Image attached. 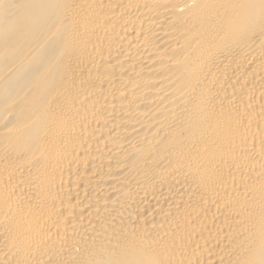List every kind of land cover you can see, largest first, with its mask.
Masks as SVG:
<instances>
[{
    "label": "bare ground",
    "instance_id": "obj_1",
    "mask_svg": "<svg viewBox=\"0 0 264 264\" xmlns=\"http://www.w3.org/2000/svg\"><path fill=\"white\" fill-rule=\"evenodd\" d=\"M0 264H264V0H0Z\"/></svg>",
    "mask_w": 264,
    "mask_h": 264
}]
</instances>
